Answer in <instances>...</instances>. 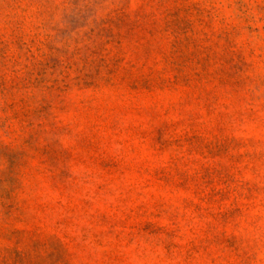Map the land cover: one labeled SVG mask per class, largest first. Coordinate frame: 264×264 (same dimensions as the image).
<instances>
[{"label":"rangeland","instance_id":"rangeland-1","mask_svg":"<svg viewBox=\"0 0 264 264\" xmlns=\"http://www.w3.org/2000/svg\"><path fill=\"white\" fill-rule=\"evenodd\" d=\"M0 264H264V0H0Z\"/></svg>","mask_w":264,"mask_h":264}]
</instances>
